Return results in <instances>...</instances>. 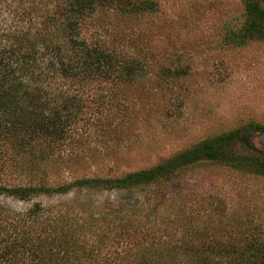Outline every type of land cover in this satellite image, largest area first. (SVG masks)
<instances>
[{"label": "trees", "instance_id": "16d2710c", "mask_svg": "<svg viewBox=\"0 0 264 264\" xmlns=\"http://www.w3.org/2000/svg\"><path fill=\"white\" fill-rule=\"evenodd\" d=\"M157 9L153 0H0V14L18 19L0 26V196L26 200L73 189H132L170 179L203 158L264 177V154L243 145L248 143L245 133L264 132V123L250 121L214 132L148 167L119 175L85 174L53 185L42 182L48 170L61 179L59 165L71 170L77 161L84 162L74 151L75 135L91 90L97 104L107 106L98 90L109 89L111 98H119L152 69L157 79L151 91L168 92L175 77L170 82L162 75L167 79L171 70L184 71L167 61L153 68V49L147 46L145 52L128 39L133 51L126 52L122 31L113 37L103 20L94 21L103 11L137 16ZM224 41L239 47L264 42L259 0L244 1V16L237 28L226 31ZM119 106L101 117V134H114L119 112L126 115ZM236 144L249 152H233ZM92 157L87 166L102 163L100 153L85 159ZM88 205L65 201L42 207L36 202L19 211L0 203V264H264L261 232L248 223L235 222L238 231L230 238L224 233L232 231L230 225H185L187 218L178 213L177 223L184 224L187 239L168 242L149 234L150 214L143 208L92 210ZM118 246H125L126 254L121 255Z\"/></svg>", "mask_w": 264, "mask_h": 264}, {"label": "rangeland", "instance_id": "374dc122", "mask_svg": "<svg viewBox=\"0 0 264 264\" xmlns=\"http://www.w3.org/2000/svg\"><path fill=\"white\" fill-rule=\"evenodd\" d=\"M153 1L158 6L154 12L135 17L103 11L96 14L94 21L103 20L107 33L112 32L113 37L122 31L127 41L142 45L145 52L147 46L153 49V68L167 61L173 68L181 66L184 71L171 70L167 79L162 75L170 82L175 77L168 92L151 91L150 84L157 79L152 69L132 87L120 92L122 100L118 102L119 98L110 97L109 89L98 90L97 95L102 99L105 96L107 106L98 105L100 101L91 90L83 101L84 121L77 125L78 146L74 147L85 163L81 159L71 170L59 165L63 170L57 173L61 179L48 170L41 177L42 182L53 185L85 174L119 175L156 164L214 132L250 121L264 123V42L251 41L239 47L224 41L226 31L239 26L245 0ZM259 4L264 8V0H259ZM13 15L3 11L0 26L18 22ZM92 28H88L87 35ZM129 41L123 49L131 53L133 47ZM148 90L150 93H146ZM118 104L126 115L119 112L113 135L101 134V117ZM245 135L248 143L243 145L251 144L264 154V132L249 130ZM243 145L236 144L232 151L248 153ZM95 152L101 154L102 163L87 166L93 157L87 161L85 157L96 155ZM162 195L165 197L161 198ZM65 201L90 204L92 210L143 208L150 214L147 226L154 240L187 239L182 229L184 224L177 223L178 213L187 218L185 225L190 221L196 225H230L232 231H224L230 238L238 231L236 224L245 222V226L248 223L249 227L258 228L264 240V177L207 158L178 169L170 179L132 189H73L64 195L26 200L0 196L3 206L19 211L36 202L43 207ZM123 248L118 246L121 255L126 254ZM136 249L131 254L135 255Z\"/></svg>", "mask_w": 264, "mask_h": 264}]
</instances>
